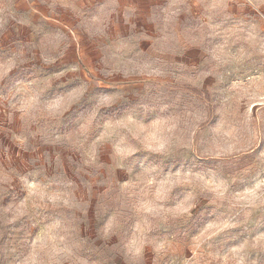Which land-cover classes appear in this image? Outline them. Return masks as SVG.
Listing matches in <instances>:
<instances>
[{"label":"rangeland","instance_id":"rangeland-1","mask_svg":"<svg viewBox=\"0 0 264 264\" xmlns=\"http://www.w3.org/2000/svg\"><path fill=\"white\" fill-rule=\"evenodd\" d=\"M0 0V264H264V0Z\"/></svg>","mask_w":264,"mask_h":264},{"label":"crops","instance_id":"crops-1","mask_svg":"<svg viewBox=\"0 0 264 264\" xmlns=\"http://www.w3.org/2000/svg\"><path fill=\"white\" fill-rule=\"evenodd\" d=\"M96 3H100L101 1H105L110 4L117 5V8H132V7H137L136 3L137 2H146L153 4L154 2H159L160 0H94Z\"/></svg>","mask_w":264,"mask_h":264}]
</instances>
